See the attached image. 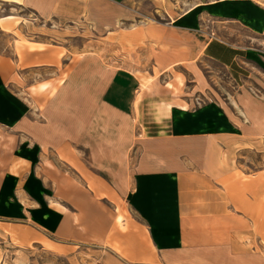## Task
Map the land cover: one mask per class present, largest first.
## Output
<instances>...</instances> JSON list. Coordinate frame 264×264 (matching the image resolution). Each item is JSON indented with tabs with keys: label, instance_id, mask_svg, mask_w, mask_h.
Instances as JSON below:
<instances>
[{
	"label": "crops",
	"instance_id": "obj_1",
	"mask_svg": "<svg viewBox=\"0 0 264 264\" xmlns=\"http://www.w3.org/2000/svg\"><path fill=\"white\" fill-rule=\"evenodd\" d=\"M263 35V0H0V224L99 264H264Z\"/></svg>",
	"mask_w": 264,
	"mask_h": 264
},
{
	"label": "rangeland",
	"instance_id": "obj_2",
	"mask_svg": "<svg viewBox=\"0 0 264 264\" xmlns=\"http://www.w3.org/2000/svg\"><path fill=\"white\" fill-rule=\"evenodd\" d=\"M264 3V0H263ZM90 41L87 45L83 42L84 37L76 36L75 40H72V51L74 60L79 58V54L83 52H94L97 49L93 48L95 34H89ZM99 42L101 38H98ZM106 40V38H105ZM109 40V39H107ZM256 41V39H254ZM264 43V35L262 37ZM110 41V40H109ZM101 44V43H99ZM105 48V46H104ZM262 57V58H261ZM260 58L255 57V61H252L251 70L252 76L250 77V89L260 95H264V54ZM62 66V64L58 63ZM60 66V67H61ZM236 92V91H235ZM246 155V154H245ZM243 168L247 172L263 174L264 173V154L255 151L253 156L249 158H243ZM264 203V198L262 199ZM262 215V213L260 214ZM264 218V216H263ZM16 224H9L13 227ZM5 226L0 224V264H99L95 262L92 257L87 256L85 253L79 255L76 246L68 243H60L55 239H46L44 243L39 238L38 242L29 241L20 238L17 234L7 231ZM20 230H28L26 226H16ZM261 235L262 247H264V229L261 227L258 231ZM33 237V236H32Z\"/></svg>",
	"mask_w": 264,
	"mask_h": 264
},
{
	"label": "bare ground",
	"instance_id": "obj_3",
	"mask_svg": "<svg viewBox=\"0 0 264 264\" xmlns=\"http://www.w3.org/2000/svg\"><path fill=\"white\" fill-rule=\"evenodd\" d=\"M38 88H40V89L42 88V89H43V88H45V87H44V85H41V86H39ZM34 89H35V88H34ZM34 89H33V90H34ZM119 219H120V218H119ZM6 229H7V231H10V230H11L13 233L17 234L18 236H22V237H24V235H25V234H23V232H22L21 230L15 228V227H9V228H6ZM40 240H42L44 243H47V242H46V239H44L43 237H40ZM47 244H49V243H47Z\"/></svg>",
	"mask_w": 264,
	"mask_h": 264
}]
</instances>
